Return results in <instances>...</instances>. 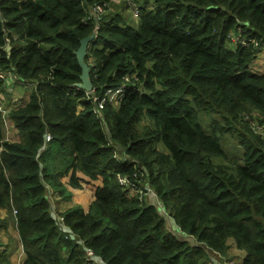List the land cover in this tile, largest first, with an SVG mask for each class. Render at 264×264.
<instances>
[{
  "label": "trees",
  "instance_id": "16d2710c",
  "mask_svg": "<svg viewBox=\"0 0 264 264\" xmlns=\"http://www.w3.org/2000/svg\"><path fill=\"white\" fill-rule=\"evenodd\" d=\"M113 1L126 7L0 0V70L33 86L8 113L19 141L6 140L0 115V229L15 210L21 264H97L86 250L103 264H214L231 246L241 264H264V139L249 125L264 128V70H252L264 54V0H131L136 28L91 13ZM93 32L88 99L75 52ZM238 32L258 45L228 48ZM122 85L110 104L106 92ZM117 175L156 202L131 196ZM62 179L92 200L60 222L51 196L70 198Z\"/></svg>",
  "mask_w": 264,
  "mask_h": 264
},
{
  "label": "rangeland",
  "instance_id": "374dc122",
  "mask_svg": "<svg viewBox=\"0 0 264 264\" xmlns=\"http://www.w3.org/2000/svg\"><path fill=\"white\" fill-rule=\"evenodd\" d=\"M117 13L119 15H121V17L124 19V21L131 27L136 28L138 21L137 19L133 18L131 10L128 7H124L123 2L121 1L120 3L117 4V2L111 6H109L108 8H106L104 10V12L102 14H114ZM101 14V15H102ZM100 15V16H101ZM228 44V48L232 49L234 47V43L231 42H227ZM261 59V58H260ZM262 59L259 60V58H256L255 63L258 65L259 63L261 64ZM257 68H259V71H262L264 69V62L262 66H256ZM252 70H255L254 68H252ZM128 87V86H127ZM13 93L10 94L16 98L19 97H28L30 95V93L33 90V86L27 85V84H22L21 82L17 83L16 85H13L12 87ZM87 94H89L91 96V92L88 91ZM117 100H115L114 102H116ZM25 103V100H20L19 102H17L16 107H20ZM116 106V105H115ZM4 123V122H3ZM4 135L7 141H11V142H17L19 141V137H18V133L16 128L14 127L13 124H11L9 121L6 120V128L4 126ZM236 145V144H234ZM233 144H229L226 147L229 149V155L233 158H237L238 154L236 152V149L234 147ZM225 147V146H224ZM225 147V148H226ZM227 150V149H226ZM218 162H221V160H217ZM61 183L63 184V186L65 187L66 191L69 192L70 198L69 199H63L62 197H59L58 195H53L52 199H51V203H52V211L53 213L57 214V213H62L65 210L72 208L74 206L77 205H83L84 208L88 207V204L91 202L92 197H91V192L88 190H79V191H85V192H79V191H73L68 185H67V179L65 180H61ZM149 191H146V195H148ZM146 195H142L141 198L145 197ZM56 200H59L58 202ZM64 200V201H63ZM57 202V203H56ZM160 206L158 205V210L159 213L167 216V225L169 227V225L171 224V221L168 220L170 217L169 215L165 212V210L162 208V210H160ZM14 210H12L11 213V217H12V221L10 223H8V225H11L12 230H14V226H16L15 223V214L13 212ZM1 216L5 215V211L1 210ZM7 217V214L5 217L1 218L4 219ZM60 216H58L59 218ZM7 225V227H8ZM4 229V228H1ZM0 229V238L2 239V230ZM6 229V228H5ZM8 229V228H7ZM6 229V230H7ZM16 230V229H15ZM16 234V233H15ZM4 236H7L4 234ZM11 236V235H10ZM17 236V234H16ZM8 237V236H7ZM0 239V252H2L3 250H7L9 253H14V257L10 258L12 264H21L23 262V258L25 253L23 252V250H21L22 245L19 242L18 248H16L17 243L16 241L13 239V237L11 236L10 238L7 239L6 242L2 241ZM19 241V240H18ZM188 241H190V243L193 242V239H188ZM224 261L229 260V258H224ZM238 261V260H237ZM233 264H241V259Z\"/></svg>",
  "mask_w": 264,
  "mask_h": 264
},
{
  "label": "built area",
  "instance_id": "2783aa9c",
  "mask_svg": "<svg viewBox=\"0 0 264 264\" xmlns=\"http://www.w3.org/2000/svg\"><path fill=\"white\" fill-rule=\"evenodd\" d=\"M116 2L118 4L121 1H113V4H115ZM125 5L131 10L133 18L138 19V7L136 3L134 1L127 0L125 1ZM103 12H104V8L101 6H94L91 8V13L93 15L100 16ZM228 42L239 44L242 47H247L248 43L252 44L254 47L258 45V43L255 42L254 40H251L248 42L247 40L241 38L239 32L237 33V35L228 36ZM260 48L264 51V42L261 44ZM19 82L21 81L17 79L13 73L0 70V115H1V118L3 119L5 128H6V120L9 121L11 124H13L12 120L8 119V113L12 109H15L16 104L18 102V98L10 94L13 93V90H12L13 85H16ZM125 89H126V86L122 85V87L115 92L107 91L106 97H107L108 102L112 105L118 104L124 96ZM90 92L92 93V91ZM85 95L88 99L91 98V96L87 94V92H85ZM92 99L93 101L96 100V98H92ZM115 100L117 101L114 102ZM242 120L247 121L248 118L244 116ZM249 125L254 133L260 135V137L264 139V128L263 127L256 125L254 122L249 123ZM49 139H50V136L48 134H45V141H49ZM116 182L123 190L127 191L131 196H137L139 199H141V196L145 195L142 190L138 189V187L136 186L135 180L130 178L129 176L117 175ZM13 212L16 213L15 210ZM58 219L60 222H62L61 217H59ZM86 251H87V256L90 257L91 259L93 256L91 251H88V250Z\"/></svg>",
  "mask_w": 264,
  "mask_h": 264
},
{
  "label": "water",
  "instance_id": "95a60500",
  "mask_svg": "<svg viewBox=\"0 0 264 264\" xmlns=\"http://www.w3.org/2000/svg\"><path fill=\"white\" fill-rule=\"evenodd\" d=\"M95 38V32H93L89 37L81 40L80 46L78 50L75 52V57L77 60V63L79 67L81 68V75H80V82L77 84V87L81 90H84L85 92L92 91L93 86L90 81V68L85 64L83 58L86 54L87 45L90 41H92ZM10 47L7 46L6 50L9 51ZM146 191H149L148 186L146 187ZM153 195V194H152ZM162 210V208H160ZM173 224V221H171ZM65 231L69 232L68 229L64 228ZM176 232L182 237L185 238V234L179 233L178 229H176ZM70 239H74V235L70 234ZM78 243H81L80 241H77ZM94 262L97 264H103L98 256L93 255L91 258Z\"/></svg>",
  "mask_w": 264,
  "mask_h": 264
},
{
  "label": "crops",
  "instance_id": "0c3cea01",
  "mask_svg": "<svg viewBox=\"0 0 264 264\" xmlns=\"http://www.w3.org/2000/svg\"><path fill=\"white\" fill-rule=\"evenodd\" d=\"M262 59V63L260 64V66H262L263 65V62H264V54H262V55H260L259 56V60H261ZM255 70H259V68H257V67H255L254 68ZM264 70V69H263ZM262 70V71H263ZM262 71H260V72H262ZM20 100H26V98L23 96V97H19L18 98V102L20 101ZM77 191H79V190H77ZM79 192H85V191H79ZM149 195L150 194H148V195H146L147 197H148V199H149ZM53 197L51 196V199H52ZM150 200H151V202L152 203H154V202H156V198H154V196L153 195H150ZM57 202L59 201V200H56ZM64 201V200H63ZM56 202V203H57ZM3 211H5V215L4 216H1V214H0V217L1 218H3V217H5L6 216V214H7V210L6 209H2ZM0 213H1V211H0ZM55 214V213H54ZM59 214L60 213H57V214H55V216H59ZM169 227H170V229H172L176 234H178L177 232H176V228L173 226V224H172V222H171V224L169 225ZM8 228V229H7ZM6 229H1L2 230V241H4V242H6L7 241V239L8 238H10L11 236L13 237V239L16 241V243H17V246H16V248H18V245H19V241H18V232H17V230H12V227H11V225H8V227H7ZM14 228H15V226H14ZM17 234V236H16V234ZM4 234L5 235H7V236H4ZM11 235V236H10ZM179 235V234H178ZM1 248V247H0ZM209 255H210V253H209ZM228 256H229V260H226V261H224V260H222V261H217L216 259H214V257L213 256H210V258L211 259H214L215 260V262H214V264H233V263H236V262H238L240 259H241V261H242V259H243V257L245 256V253L243 252V251H240V250H237V249H235L233 246H231L230 247V250L228 251ZM14 257V253L12 252L11 254H10V258H13ZM23 260H24V258H23ZM238 260V261H237ZM11 261V260H10ZM12 263V262H11Z\"/></svg>",
  "mask_w": 264,
  "mask_h": 264
},
{
  "label": "clouds",
  "instance_id": "9594fccd",
  "mask_svg": "<svg viewBox=\"0 0 264 264\" xmlns=\"http://www.w3.org/2000/svg\"><path fill=\"white\" fill-rule=\"evenodd\" d=\"M44 137H45V135H44Z\"/></svg>",
  "mask_w": 264,
  "mask_h": 264
}]
</instances>
